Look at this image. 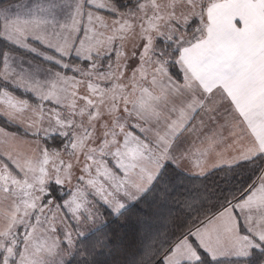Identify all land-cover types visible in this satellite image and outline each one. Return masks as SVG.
<instances>
[{"label":"snow or ice","instance_id":"snow-or-ice-1","mask_svg":"<svg viewBox=\"0 0 264 264\" xmlns=\"http://www.w3.org/2000/svg\"><path fill=\"white\" fill-rule=\"evenodd\" d=\"M0 40V264H264V0H0ZM170 166L168 226L89 251Z\"/></svg>","mask_w":264,"mask_h":264},{"label":"trees","instance_id":"trees-1","mask_svg":"<svg viewBox=\"0 0 264 264\" xmlns=\"http://www.w3.org/2000/svg\"><path fill=\"white\" fill-rule=\"evenodd\" d=\"M14 1L16 0H2L3 4ZM7 48V42L0 40V50H7ZM13 53L35 62L39 60L34 54L26 50L18 49L14 50ZM0 86H3V82H0ZM15 92L24 94L19 90ZM30 101L36 102L33 99ZM0 127L22 135V129L8 124L3 117H0ZM200 179L197 175L187 174L179 168L170 166L145 197L127 205L119 217L106 213L107 219L89 232L86 238H81L82 242L89 251H91L92 244L107 241L114 250L121 251L123 255H127L129 246H134L138 254L140 245L148 243L156 234L168 226L166 220L169 213L175 208L173 198L183 196L186 189L198 183ZM111 259L109 248L102 245L96 247L94 264H110Z\"/></svg>","mask_w":264,"mask_h":264},{"label":"rangeland","instance_id":"rangeland-1","mask_svg":"<svg viewBox=\"0 0 264 264\" xmlns=\"http://www.w3.org/2000/svg\"><path fill=\"white\" fill-rule=\"evenodd\" d=\"M22 1H25V0H16V1H14V2H10V3H4V5L5 6H10V7H12L13 9H15L17 6H22L23 8L25 7L24 6V4L23 3H19V2H22ZM27 8V7H26ZM34 44H35V42H33ZM37 46V45H36ZM13 55L14 56H16V57H18L19 59H21V60H18V63H22L25 67H26V65H25V62H23L24 60L26 61V60H28V61H32V60H30V59H28V58H26V57H24V56H21V55H19V54H16V53H13ZM33 63H35V61H32ZM27 64V63H26ZM51 67H53V68H55L56 66H51ZM70 74V73H69ZM14 94L15 95H18V96H20L21 98H23V99H28L29 100V102L30 103H32V101H30L31 99H33V100H35V97H33V96H31L30 94H27V96H24V94H21L20 92L18 93V92H14ZM36 103V102H35ZM5 119V118H4ZM19 128V127H18ZM21 129V128H20ZM6 131H8L9 132V130H7V129H5ZM10 132H12V131H10ZM101 224V223H100ZM100 224H97L92 230H94L98 225H100ZM91 230V231H92ZM90 231V232H91Z\"/></svg>","mask_w":264,"mask_h":264},{"label":"crops","instance_id":"crops-1","mask_svg":"<svg viewBox=\"0 0 264 264\" xmlns=\"http://www.w3.org/2000/svg\"><path fill=\"white\" fill-rule=\"evenodd\" d=\"M38 2H40V0H25V1H22V2H19V3H23L24 4V8H33ZM23 62H25V65L27 66V64H28V60H24ZM27 63V64H26ZM10 132V131H9ZM180 169V168H179ZM182 171H184L185 173H187V174H191V175H195V174H193V173H190V172H188V171H185V170H183V169H181Z\"/></svg>","mask_w":264,"mask_h":264}]
</instances>
